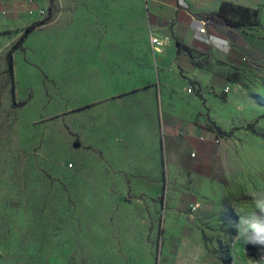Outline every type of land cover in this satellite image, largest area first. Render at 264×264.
Instances as JSON below:
<instances>
[{
    "label": "crops",
    "instance_id": "obj_1",
    "mask_svg": "<svg viewBox=\"0 0 264 264\" xmlns=\"http://www.w3.org/2000/svg\"><path fill=\"white\" fill-rule=\"evenodd\" d=\"M109 1L117 3L122 16L111 27L106 13L98 10ZM222 2L257 9L259 28L230 29L209 17ZM71 7L63 15L34 19L23 4L0 0V36H13L8 49L37 24L17 50L29 53L40 84L54 88L52 93L43 90L39 115L48 106L50 116L66 110V104H79L63 111L62 118L79 136L80 147L74 150L86 153L87 165L81 163L86 181L103 184L127 177L139 196L158 198L163 190L172 191L173 185L179 190L198 178L203 185H215V195L224 198L225 182L246 179L236 150L241 141L247 147L248 136L255 137L247 129L244 104L264 89L248 76L243 62L247 45H255L264 33V0H75ZM152 36L163 41L161 47L151 44ZM176 41L191 48L192 57L178 51ZM75 78L80 91L70 93L68 82ZM57 86L66 88L61 93ZM12 90L17 98L14 84ZM30 99L20 101L24 110ZM25 118L27 123L36 117ZM50 135L48 141L57 144ZM175 199L180 212L200 206L191 188H180ZM197 226L183 224L182 235L194 236ZM245 246L246 261L256 264L247 258Z\"/></svg>",
    "mask_w": 264,
    "mask_h": 264
},
{
    "label": "rangeland",
    "instance_id": "obj_2",
    "mask_svg": "<svg viewBox=\"0 0 264 264\" xmlns=\"http://www.w3.org/2000/svg\"><path fill=\"white\" fill-rule=\"evenodd\" d=\"M74 1L50 0L48 17L70 12ZM117 9L114 1L98 9L106 13L109 27L114 18L122 19ZM12 37L0 36V264H222L219 258L230 253L235 237L232 230L238 235L240 214L234 206L250 208L251 194L264 192V93L244 104L248 126L258 131L251 133L255 139L248 136L247 147L240 140L236 150L246 179L225 182L224 198L220 192L215 195V185H203L198 178L179 185V190L173 185L158 198H145L127 177L103 184L84 179L81 163L87 165L86 153L74 150L79 136L62 118L63 111L71 112L79 104H66V110L50 116L48 106L39 115V106H45L43 90L52 93L54 88L40 84V71L29 65L28 52L13 51L11 75L6 56L15 43L6 48ZM247 48L243 63L248 76L264 89V33ZM68 83V92L80 91L78 78ZM65 88L56 87L61 93ZM28 96L24 110L20 101ZM25 115L36 118L24 123ZM50 133L49 139L56 138L57 144L48 141ZM180 188H191L200 206L177 211ZM186 223L200 224L188 239L180 227ZM232 260L251 264L244 244L233 247Z\"/></svg>",
    "mask_w": 264,
    "mask_h": 264
},
{
    "label": "trees",
    "instance_id": "obj_3",
    "mask_svg": "<svg viewBox=\"0 0 264 264\" xmlns=\"http://www.w3.org/2000/svg\"><path fill=\"white\" fill-rule=\"evenodd\" d=\"M209 17L215 18L222 25L227 28L235 29V30H253L258 29L260 26L258 19V10L251 9L248 7H244L241 5H236L231 2H222L218 12L210 15ZM37 24H33L25 29L23 35L20 39L13 45V47L9 50L6 56L7 67L9 71H12L13 63H12V54L15 49L21 47L22 42L26 38V35L36 27ZM176 47L178 51H185L192 57L191 48L182 44L179 41H176ZM262 115L261 117H263ZM247 129L251 131L252 134H257L251 126H247ZM216 130L223 134L219 128ZM78 143L75 142V146L78 147ZM236 219V218H235ZM234 236H236V230H232ZM245 252L248 259L258 260L260 258V247L252 244H247L245 246ZM222 264H231L232 258L229 252L219 258Z\"/></svg>",
    "mask_w": 264,
    "mask_h": 264
},
{
    "label": "clouds",
    "instance_id": "obj_4",
    "mask_svg": "<svg viewBox=\"0 0 264 264\" xmlns=\"http://www.w3.org/2000/svg\"><path fill=\"white\" fill-rule=\"evenodd\" d=\"M250 208L234 206L240 214L238 235L232 239V247L238 244L259 246L261 255L256 264H264V192L251 194Z\"/></svg>",
    "mask_w": 264,
    "mask_h": 264
},
{
    "label": "built area",
    "instance_id": "obj_5",
    "mask_svg": "<svg viewBox=\"0 0 264 264\" xmlns=\"http://www.w3.org/2000/svg\"><path fill=\"white\" fill-rule=\"evenodd\" d=\"M14 1L26 6V13L30 16H33L34 14H36V16L39 18H46L49 15L50 8H51L50 0H44L45 5H38V0H14ZM199 31L203 33L204 27H202ZM150 41H151V44L155 46L156 48L161 47L163 44V41L153 36L151 37ZM187 93L192 94L193 88L188 87Z\"/></svg>",
    "mask_w": 264,
    "mask_h": 264
}]
</instances>
